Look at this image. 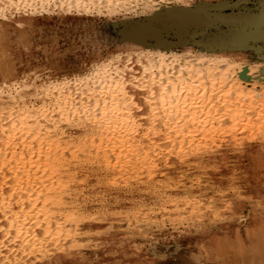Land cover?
<instances>
[{"label":"bare ground","instance_id":"obj_1","mask_svg":"<svg viewBox=\"0 0 264 264\" xmlns=\"http://www.w3.org/2000/svg\"><path fill=\"white\" fill-rule=\"evenodd\" d=\"M188 1L0 0V20L14 14L26 20L56 7L107 14L176 10ZM150 54L148 62L117 55L78 78L0 83V264H69L87 230L83 219L98 213L108 221L92 236L105 237L103 245L162 230L161 212L172 226L195 225L220 256L230 247L217 235L236 220L223 206L231 191L230 197L239 195L236 153L260 135L262 105L242 102L237 86L226 94L225 82L216 105L204 101L219 69L197 67L188 53ZM218 110L224 118L212 120ZM96 189L127 200L91 211L86 203ZM252 220L235 244L264 264V228Z\"/></svg>","mask_w":264,"mask_h":264},{"label":"rangeland","instance_id":"obj_2","mask_svg":"<svg viewBox=\"0 0 264 264\" xmlns=\"http://www.w3.org/2000/svg\"><path fill=\"white\" fill-rule=\"evenodd\" d=\"M183 6L112 14L65 12L56 7L42 14L34 12L26 20L18 14L0 20V83L10 79L78 78L121 54H133L138 61L148 62L153 52L188 53L186 58L196 60L197 67L209 69L213 65L219 69L220 79L211 91L213 85L206 86L204 101L216 105L225 82L226 94L237 86L242 102L262 105L256 116L260 127L255 132L260 135L236 153L239 195L234 199L231 191L225 200L228 206H223L236 220L217 234L232 242L221 256L214 251L212 238L196 233L195 225L172 226L171 217L161 212L157 218L162 219V230L153 227L144 237H114L112 244L103 245L105 237L92 236L108 221L98 213L83 219L87 230L77 245L78 257L69 264H263L259 256L247 251L249 255L244 257L246 253L235 242L250 232L251 219L254 227L264 228V216L259 212H264V0H189ZM158 61L163 62L159 57ZM225 71L232 75L227 82ZM219 114L224 115L218 110L212 120H219ZM94 191L86 203L91 211L96 207L104 212L115 199L127 200L113 197L112 191ZM151 217L152 212L148 220ZM131 220L132 216L128 218ZM241 242L245 250L249 248Z\"/></svg>","mask_w":264,"mask_h":264}]
</instances>
